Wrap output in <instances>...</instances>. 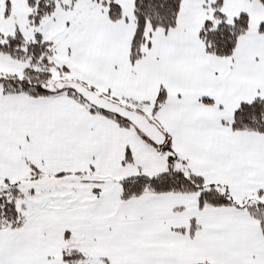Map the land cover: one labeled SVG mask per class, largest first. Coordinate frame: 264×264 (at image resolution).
I'll return each instance as SVG.
<instances>
[{"label": "snow or ice", "instance_id": "snow-or-ice-1", "mask_svg": "<svg viewBox=\"0 0 264 264\" xmlns=\"http://www.w3.org/2000/svg\"><path fill=\"white\" fill-rule=\"evenodd\" d=\"M0 264H264V0H0Z\"/></svg>", "mask_w": 264, "mask_h": 264}]
</instances>
